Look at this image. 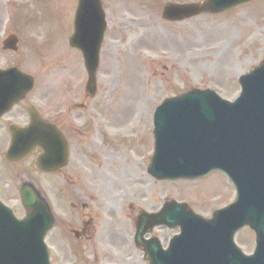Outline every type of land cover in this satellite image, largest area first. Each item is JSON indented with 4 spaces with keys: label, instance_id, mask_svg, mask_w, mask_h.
I'll use <instances>...</instances> for the list:
<instances>
[{
    "label": "rangeland",
    "instance_id": "1",
    "mask_svg": "<svg viewBox=\"0 0 264 264\" xmlns=\"http://www.w3.org/2000/svg\"><path fill=\"white\" fill-rule=\"evenodd\" d=\"M202 1L105 0L108 30L93 99L85 95L87 74L81 55L67 51L65 46L66 27L68 34L72 31L75 0H58L54 8L43 0L31 32L29 28L21 32L24 39L16 55L0 52V67L14 57L19 69L36 76L38 94L41 92L36 98L45 97V107L62 106L64 94L72 100L71 105L87 103L86 109L73 110L74 128L66 134L71 146L69 165L55 176V181L36 172L30 160L18 166L5 163L8 136L5 121H0V198L21 219L25 211L18 189L23 180L32 181L43 193L46 189L50 201L45 197L57 212L55 226L45 238L52 247V264H146L141 250L130 245L137 210H156L165 199L185 200L194 211L208 216L215 205L233 198L230 184L216 173L181 182L157 181L147 173L153 151L152 116L157 105L191 88H210L233 100L240 90L238 77L264 58V0H254L225 14L200 15L174 24L162 22L158 16L168 2ZM15 29L12 15L6 11L0 14V36ZM29 36L45 39L48 45L23 47L31 40ZM60 56L65 59L56 61ZM129 85L138 89L135 94L125 92ZM76 87L80 90L74 94ZM53 111L57 109L48 113ZM17 115L22 117L13 120L24 124L23 112ZM92 130L97 131L95 136ZM118 153L133 166V183L119 190L122 201L116 208L111 206L117 216L111 225L104 219L108 217L105 204H112L108 201L109 189L98 177L108 181L112 177L109 170L121 169ZM69 204L78 207L79 217L89 222L87 233L78 240L71 229L79 231L82 225L78 219L71 221ZM82 204H86V210L81 209ZM172 233L156 228L148 237L165 241ZM245 233L250 234L243 230L236 240L249 253L254 242L251 234L245 237Z\"/></svg>",
    "mask_w": 264,
    "mask_h": 264
},
{
    "label": "water",
    "instance_id": "2",
    "mask_svg": "<svg viewBox=\"0 0 264 264\" xmlns=\"http://www.w3.org/2000/svg\"><path fill=\"white\" fill-rule=\"evenodd\" d=\"M88 1L90 0H86L85 2L88 3ZM245 1L247 0H208L204 4L197 5L168 4L164 7L163 16L164 18L169 20H181L183 18L194 16L200 12H223ZM85 11L89 12L88 6L84 7V11H80L79 9L77 13L82 15ZM93 11L97 22H99V19L96 16L97 11L92 6L90 12ZM78 14L76 23L78 22ZM98 26H100L99 23ZM100 41V36L96 41L91 38L89 45L84 48L86 51L84 58L89 74L87 90L90 92V94H94L95 91V73L98 66ZM8 75L9 74H7V76ZM240 83L243 87V91L245 92L243 99L241 96V98H239V100L235 104H232L230 106L227 105L226 102L217 100L214 97L215 95L210 92H200L197 90L182 94L176 98L165 100L155 112L154 135L156 139V152L154 158L152 159L149 172L158 179L175 180L177 178H195V176L187 173L188 171L186 166L191 167L192 164H185V160L183 163L182 158L185 156L191 157L195 154H201L200 152H195L193 148L194 145H199L200 143L197 142L195 144H192V142H189L186 139L192 137L193 134H195V131L197 133L207 132V136H203V133L200 136L202 140H207L208 144L204 142L205 146H209L207 150H216L215 154L217 155L220 153V150L224 151L228 149V145H230V142L236 139V134H221V132L226 131L225 128L231 125L230 123L228 124V120L221 121L220 119H217V115L223 114L222 116H225V119H230V116L232 117L231 123H233L236 117H240L244 113L241 111H237L236 106L251 107L250 105H259L255 107L256 111L253 113L254 115H259V113L264 114V110H261L260 108L261 105H264V63L261 68L256 69L254 72L250 73L247 76L241 77ZM15 86L16 85L14 84L11 85L13 90L16 89ZM25 91L26 90L15 94L13 92L10 95L11 100L10 98L4 99V97H0V114L7 111L14 102L20 100L23 97ZM212 97L216 99L221 106L225 107L223 108V111L222 109L208 108V106H212V104H215L211 100ZM237 103L239 105H236ZM226 105L229 107H227ZM31 117L33 118V122L30 128L22 130L11 128L13 142L10 149L5 155L8 160L18 161L25 157L28 153H30L33 147H44V130L46 126L43 125L33 115ZM255 120H257L258 128H260L261 125H264V117ZM245 122H247L248 128L242 127V132L248 131L251 126L249 120H246ZM216 127H218V133H216ZM187 131L194 132L188 134ZM50 132V134H54L52 133V131ZM224 133L226 134V132ZM17 140L20 141H18L17 143ZM254 144L256 145V147H254V152L256 154L254 160H256L255 164L257 167L255 168L253 174L258 176L259 174L263 173L264 175V132L259 131L257 133L256 143ZM210 158L211 157L207 156L198 160V162H201L202 160L207 159L208 170L206 171L213 170L212 166H215V164L229 163L228 165H233L229 162V160L222 158L213 159V162L211 163ZM249 161L244 159L242 160L240 175L245 179H249L250 175L252 174V170L248 168ZM168 165L171 168H174L175 166L178 169L183 168L184 165V170H186L187 172L181 173V171H179L178 173L177 171H170ZM37 166L42 170L43 165L41 157H39L37 160ZM198 171H200V169L193 171L191 170L189 172ZM262 181L264 182V176L262 177ZM20 196L22 204L26 210V217L24 220L18 222V220H16L14 217V223H12L9 220V217L4 215L0 210V264H31V261H21L23 259H34L35 264H46V262L48 264L47 254L42 243L44 233L47 229L50 228L52 223V220H50L51 216L48 207L44 200L41 198L40 193L36 191V189L30 184H24L21 187ZM262 199V204H264V197ZM171 208L172 205H166L164 207L163 214ZM181 210V213L183 215L186 214L192 216V214L186 211V209L182 208ZM160 216L155 217L154 220L148 224L149 228L159 223L158 219H161ZM180 221H182L183 223H179V225H181L182 230H184V228L186 227L185 222H187L188 219L182 217ZM8 225H15L17 229L15 231H11ZM145 231L146 230L143 228V224H140L137 237L141 236ZM183 232L184 236L182 234L181 237H187V232ZM35 234L38 235L36 243L39 244L40 248L41 246L43 248L42 256L44 257V261H40L39 263L37 260L41 257L37 254L35 256H27L23 254L27 253L25 250L29 249V246H37V244L36 246L32 245V239H35ZM137 239L138 243H140L139 238ZM228 239L229 237L226 238V240ZM16 250L17 252L14 253ZM12 256L16 258L15 261L10 259ZM146 258L151 260V264H160L159 260H157V257L153 259V257L146 255ZM243 262L249 264L247 259Z\"/></svg>",
    "mask_w": 264,
    "mask_h": 264
},
{
    "label": "flooded vegetation",
    "instance_id": "3",
    "mask_svg": "<svg viewBox=\"0 0 264 264\" xmlns=\"http://www.w3.org/2000/svg\"><path fill=\"white\" fill-rule=\"evenodd\" d=\"M8 1L9 0H0V12L2 14L7 9L9 10L8 14L9 13L14 14V12H16V11L24 10L25 9L24 6L27 3V1H23V2H21V5H17L16 6L11 1H9V2ZM37 5H38V1H33V6H37ZM35 9L36 8H33L32 9L33 15L35 14ZM44 102H45V105H46L47 101L45 99H44ZM54 109L55 110L57 109V111H53L51 113H48L49 110H54ZM73 114H74L73 112H68L66 114H63V105L60 106V107H57V108H53V107L52 108H49V107H46L45 112H44V115H43V119H45L48 122H51V123L55 124L65 134V136H66V134L69 133L70 130L72 129V126H71V123L69 121V118L71 116H73ZM15 116L16 117H22L21 115H17L16 114V115H13V117L10 118V119H13ZM5 126H6V124H5ZM5 130H6V128H5ZM9 138L10 137L8 136V139ZM68 207H70L69 208L70 209L69 210L70 219H72V220L73 219H75V220L78 219L80 221L82 218L79 217V216H81L80 215L81 212L78 211V207H76L74 204L69 205ZM83 209L86 210V208H83ZM61 213H64V212L61 211ZM137 213H138V210H137L136 214ZM56 214H57V212H56ZM81 224H83V225L81 226V229L80 230L82 232H84V234H86L87 233V228L86 227L89 225V222L83 221Z\"/></svg>",
    "mask_w": 264,
    "mask_h": 264
},
{
    "label": "bare ground",
    "instance_id": "4",
    "mask_svg": "<svg viewBox=\"0 0 264 264\" xmlns=\"http://www.w3.org/2000/svg\"><path fill=\"white\" fill-rule=\"evenodd\" d=\"M134 70L136 65L133 66ZM138 89L134 88L132 85H129L125 92L129 93L130 95L135 94ZM121 153L117 154V162L120 164L121 169L118 171H110L111 178H108V181L106 178L98 177L100 183H104V185H107V188L109 189V199L108 201L112 204L109 205V207L112 209L111 206L114 208L117 207V203L122 201V196L118 194L119 190L122 188L129 187L133 181L130 179V175L132 173V165L131 163H126L121 159ZM113 210V209H112ZM114 211V210H113Z\"/></svg>",
    "mask_w": 264,
    "mask_h": 264
}]
</instances>
